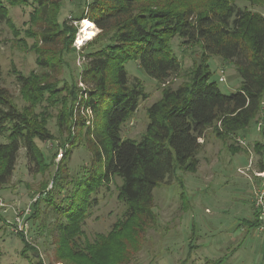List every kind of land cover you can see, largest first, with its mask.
I'll return each mask as SVG.
<instances>
[{
  "label": "trees",
  "instance_id": "1",
  "mask_svg": "<svg viewBox=\"0 0 264 264\" xmlns=\"http://www.w3.org/2000/svg\"><path fill=\"white\" fill-rule=\"evenodd\" d=\"M19 5L27 0H5ZM239 0H91L86 16L100 33L87 44L97 48L85 53L81 81L88 86L79 98L75 80L73 86L64 81L59 88L65 65L77 30L58 18L62 7L57 0H34L32 16L37 28L33 37L41 73L29 77L19 75L24 98L30 103L20 109L11 92L0 84V135L8 142L0 144V186L6 184L15 171L19 152L25 148L38 169L50 167L37 140L48 141L47 110H34L43 102L48 108L61 105L59 127L71 135L76 127L86 126L83 119L74 124L75 106L86 107L97 119L96 126L87 127L88 148L92 163L75 182L64 205L51 201L66 223L57 238L56 263L123 264L130 260L131 247L136 248L146 229L157 217L154 212V190L178 170L196 173L198 155L203 149L207 131L216 128L218 138L230 141L247 131L264 114V14L241 8ZM264 7V0H242ZM8 20L4 0H0V22ZM179 38L183 45H200L202 62L188 84L177 89L166 87L162 100L148 110L149 123L140 140L123 138V124L138 110L145 97L139 81L130 84L126 65L137 62L142 72L160 84H165L181 71V62L173 47ZM219 56L237 66L241 86L224 94L211 80L208 61ZM2 71L0 68V77ZM65 92L67 93L65 95ZM264 133V131H263ZM264 156V144L256 143ZM235 152L242 148L230 145ZM64 156V155H63ZM102 167V172H99ZM264 170V163L260 165ZM63 168L59 166L58 172ZM122 180L119 199L127 209L123 220L113 230L98 234L93 242H81L82 224L87 219L91 199L102 185L114 178ZM38 207V202L35 204ZM38 212H35L36 215ZM248 230L260 225L259 215L244 221ZM21 255L31 264H44L39 251L23 235ZM139 240V242H138ZM222 259L213 264H221Z\"/></svg>",
  "mask_w": 264,
  "mask_h": 264
},
{
  "label": "rangeland",
  "instance_id": "2",
  "mask_svg": "<svg viewBox=\"0 0 264 264\" xmlns=\"http://www.w3.org/2000/svg\"><path fill=\"white\" fill-rule=\"evenodd\" d=\"M57 1L62 3L59 22L69 20L77 32L70 48L72 52L65 53L69 65H65L56 78L62 81L60 89L64 87V81L73 86L74 79L81 98L88 91V86L81 81L84 54L97 47L87 46L93 39L78 44L82 23L89 19L82 16L75 20L74 17L86 15L91 0ZM4 2L8 20L0 22V84L11 92L14 103L24 109L30 103L24 98L19 75L29 77L41 73L34 49L36 39L33 33L37 28L32 21L37 5L34 0L19 5ZM237 3L241 8L264 14V7L242 0ZM95 28L97 35L100 30L96 25ZM173 47L180 59L181 71L165 84L142 72L137 62L126 65L130 84L139 81L145 97L141 99L138 110L123 124V138L140 140L149 123L148 110L162 100L164 89H177L190 83L193 72L202 62L200 45H183L182 40L176 38ZM208 64L211 80L224 94L239 89L242 78L233 62L211 56ZM221 78L225 81H220ZM60 107L47 109L48 103L43 102L34 109L36 113L46 109L49 115L46 128L52 138L36 142L50 167L38 169L29 159L26 149L22 148L13 176L0 186V264L32 263L21 255L24 244L20 235L37 248L44 264H65L56 263L55 253L57 238L66 219L59 216L51 201L64 205L68 202L69 193L76 190L75 182L87 175L92 152L88 148L86 131L87 127L93 129L96 126L97 119L85 106L81 109L75 106L73 123L80 125L85 119L86 126L76 125L72 141L68 142L69 133L58 124ZM217 127L220 126L211 127L205 138L200 140L203 149L198 155L200 164L197 172L178 170L154 190L157 217L143 233L140 242L138 240L137 247L130 248V260L123 264H213L219 259L226 264H264V234L248 230L244 222L252 219L256 209L251 201L259 184L254 178V172L259 170L256 158L259 153L255 146L259 142L264 144V114L246 132L230 141L217 137ZM7 142L5 135H0V144ZM231 144L252 152L255 157L250 153L247 157L233 152ZM59 166L63 168L60 172ZM99 172H102V167H99ZM121 183L122 180L116 177L111 184L102 185L97 194H92L91 199H96V202L82 224L83 244L85 241L93 242L98 234L110 233L114 225L123 220L127 207L118 197ZM37 202L38 207H35ZM35 212L38 213L34 215Z\"/></svg>",
  "mask_w": 264,
  "mask_h": 264
},
{
  "label": "built area",
  "instance_id": "3",
  "mask_svg": "<svg viewBox=\"0 0 264 264\" xmlns=\"http://www.w3.org/2000/svg\"><path fill=\"white\" fill-rule=\"evenodd\" d=\"M220 81L223 82L225 79L221 78ZM61 157H63L62 154ZM254 178L258 180L259 183L254 190L253 196L254 206L260 219V225L256 230L258 233L264 234V170L254 172Z\"/></svg>",
  "mask_w": 264,
  "mask_h": 264
},
{
  "label": "bare ground",
  "instance_id": "4",
  "mask_svg": "<svg viewBox=\"0 0 264 264\" xmlns=\"http://www.w3.org/2000/svg\"><path fill=\"white\" fill-rule=\"evenodd\" d=\"M96 36L95 25L89 20L82 23L81 36L78 39V44L82 45L84 42L93 39Z\"/></svg>",
  "mask_w": 264,
  "mask_h": 264
},
{
  "label": "crops",
  "instance_id": "5",
  "mask_svg": "<svg viewBox=\"0 0 264 264\" xmlns=\"http://www.w3.org/2000/svg\"><path fill=\"white\" fill-rule=\"evenodd\" d=\"M245 132H246V131H245ZM240 134H241V133H240ZM246 135H248V134L245 133V136H246ZM246 137H247V136H246ZM231 149H232V148H231ZM232 151L235 152L233 149H232ZM249 153H250L251 157H253V158L255 157V156L252 154V152H249V151H247V150H245V149H244V150L242 149V151L238 152V154H244V155L247 156V157H249ZM256 158H257V160H259V161H258L259 164L257 163V164H258L257 167L259 168V170H262V169L260 168V165H261L262 163H264V156L259 154V155L256 156ZM256 181L258 182V180H256ZM251 201H252V207H254L253 196H252V198H251ZM254 209H255V207H254ZM257 214H258V213H257V210L255 209V211H254V213H253V217H252V219H245V220H250V221H252L255 217H257ZM245 220H244V221H245ZM221 264H226V262L224 263V261H221Z\"/></svg>",
  "mask_w": 264,
  "mask_h": 264
}]
</instances>
